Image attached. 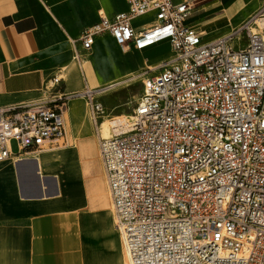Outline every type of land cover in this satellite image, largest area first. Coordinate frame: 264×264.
Here are the masks:
<instances>
[{"label": "built area", "instance_id": "obj_1", "mask_svg": "<svg viewBox=\"0 0 264 264\" xmlns=\"http://www.w3.org/2000/svg\"><path fill=\"white\" fill-rule=\"evenodd\" d=\"M123 1L124 10L71 40L82 90L60 91L62 77L52 75L37 99L0 106V161L65 145L71 99H83L100 127L106 114L97 97L111 85L88 88L81 68L96 39L108 36L122 52L166 42L170 54L140 70L130 114L110 117V136L98 134L126 264H264V37L250 29L264 3L206 40L184 23L187 0ZM145 15L150 21L133 24Z\"/></svg>", "mask_w": 264, "mask_h": 264}, {"label": "crops", "instance_id": "obj_2", "mask_svg": "<svg viewBox=\"0 0 264 264\" xmlns=\"http://www.w3.org/2000/svg\"><path fill=\"white\" fill-rule=\"evenodd\" d=\"M187 1L193 6L184 23L201 30L206 40L229 33L264 3ZM124 8L123 0H0V106L37 99L46 81L64 67L63 92L82 90L71 40L100 16ZM139 18L150 21L147 15ZM136 19L133 24L139 25ZM98 42L114 53L155 56L150 63L166 44L122 52L110 37L96 39L81 65L88 88L135 74L127 65L109 70L89 63ZM64 123L65 145L0 162V264H125L97 154L100 127L88 120L81 98L68 102Z\"/></svg>", "mask_w": 264, "mask_h": 264}, {"label": "rangeland", "instance_id": "obj_3", "mask_svg": "<svg viewBox=\"0 0 264 264\" xmlns=\"http://www.w3.org/2000/svg\"><path fill=\"white\" fill-rule=\"evenodd\" d=\"M146 21L147 20L145 18H138L135 20V22L138 24H143ZM256 29H257L256 26H254V30L252 31H255ZM96 48L97 50L92 55V58L89 60V63L90 62L94 63L96 67L101 66V67L108 68L109 70L114 69V68L115 70H119L123 66L126 67L127 65L130 69H132V72H135V74L139 73L141 69L146 68V66L156 65L158 62H160L162 59L166 58L170 54V48H169L168 43L166 44L164 43L159 47L155 55L160 56V58L155 59V61L152 63L148 62L149 60L148 58L155 57L153 55L151 57L146 58L133 51H128L123 54H120L116 51L114 53L113 51L108 49L103 42L96 43ZM139 64H142V66L139 67L138 66ZM64 69L65 67L62 69V71L57 72L56 75L59 74L60 76H63ZM56 88L60 91H63L62 89L63 86L60 85V83ZM139 90H140V81H139V78H137L132 83L116 87L115 89H111L97 97V99L100 101L101 105L104 108L105 114L108 116L107 118H105V120L100 125L99 129H100L101 136H104L106 134L108 130L107 124L113 120V119H110V117L115 116L112 118L117 119L118 115H120V117L118 118L123 119L125 115L130 114V108L132 105V101L137 96ZM76 102L78 101H75V103ZM78 111L79 109L76 107L74 109V112L77 113ZM87 143H88V140L85 141L84 147L86 148H87L86 146ZM9 148L11 152L13 153L17 152V144L14 140H11L9 142ZM107 227H109V230L111 229L112 231L113 227L111 223L107 225ZM117 234L119 236L118 231H117ZM119 239H120V236H119ZM124 259H125L124 262L126 264V258L124 257ZM94 260H95V257H94ZM99 260L100 259L95 260V261H99Z\"/></svg>", "mask_w": 264, "mask_h": 264}, {"label": "bare ground", "instance_id": "obj_4", "mask_svg": "<svg viewBox=\"0 0 264 264\" xmlns=\"http://www.w3.org/2000/svg\"><path fill=\"white\" fill-rule=\"evenodd\" d=\"M254 26H256V28L258 30H260L262 32V35L264 37V16L263 17H260V18H257L255 19L254 21V24H251L250 25V29L251 30H254ZM139 76V73H136V74H133V73H130L128 74L127 76H125L124 78L122 79H119V80H116V81H113V82H110L109 85L107 86H110L109 88L111 89H115L116 87H119V86H122V85H126V84H129V83H132L134 82L137 77ZM108 84V83H107ZM81 93V92H80ZM80 98V97H78ZM125 118V117H124ZM119 121L120 119L117 118ZM115 119V120H117ZM114 123V120L110 121L108 124H107V127H108V130L106 132V134L103 136V137H107V136H110L112 134V131L110 130V125H112ZM118 123V122H116ZM2 162V161H0ZM62 168V167H61ZM65 169V168H64ZM66 171V170H65ZM64 174V173H63ZM109 211L111 213V206L109 208ZM119 233V232H118ZM119 236H120V240H121V235L119 233ZM121 248H122V253H123V256L126 258V255H125V251H124V248H123V244H122V240H121ZM125 261V259H124Z\"/></svg>", "mask_w": 264, "mask_h": 264}]
</instances>
